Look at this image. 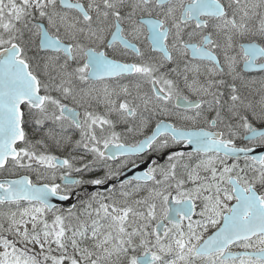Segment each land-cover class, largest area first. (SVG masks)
<instances>
[{
  "label": "snow or ice",
  "instance_id": "snow-or-ice-1",
  "mask_svg": "<svg viewBox=\"0 0 264 264\" xmlns=\"http://www.w3.org/2000/svg\"><path fill=\"white\" fill-rule=\"evenodd\" d=\"M254 72L264 0H0V264H264Z\"/></svg>",
  "mask_w": 264,
  "mask_h": 264
},
{
  "label": "flooded vegetation",
  "instance_id": "flooded-vegetation-1",
  "mask_svg": "<svg viewBox=\"0 0 264 264\" xmlns=\"http://www.w3.org/2000/svg\"><path fill=\"white\" fill-rule=\"evenodd\" d=\"M262 78H264V73H258V74L253 75V76H250V75H249V79L257 81L256 87L259 86V83H258V82H259ZM161 161H162V160H160L159 162L161 163Z\"/></svg>",
  "mask_w": 264,
  "mask_h": 264
},
{
  "label": "water",
  "instance_id": "water-1",
  "mask_svg": "<svg viewBox=\"0 0 264 264\" xmlns=\"http://www.w3.org/2000/svg\"><path fill=\"white\" fill-rule=\"evenodd\" d=\"M142 169V168H141ZM141 169H139V170H141Z\"/></svg>",
  "mask_w": 264,
  "mask_h": 264
}]
</instances>
